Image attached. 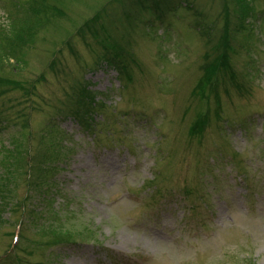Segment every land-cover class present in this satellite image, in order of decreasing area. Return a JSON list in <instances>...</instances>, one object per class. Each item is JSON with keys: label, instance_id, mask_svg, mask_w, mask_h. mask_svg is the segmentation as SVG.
<instances>
[{"label": "rangeland", "instance_id": "rangeland-1", "mask_svg": "<svg viewBox=\"0 0 264 264\" xmlns=\"http://www.w3.org/2000/svg\"><path fill=\"white\" fill-rule=\"evenodd\" d=\"M53 1L0 0V264H264V0Z\"/></svg>", "mask_w": 264, "mask_h": 264}, {"label": "trees", "instance_id": "trees-1", "mask_svg": "<svg viewBox=\"0 0 264 264\" xmlns=\"http://www.w3.org/2000/svg\"><path fill=\"white\" fill-rule=\"evenodd\" d=\"M118 1H121V0H112V2H118ZM37 2L39 3V4H41V5H45L46 7H49L52 11H54L53 9H55V5L53 4V0H37ZM157 2H158V0H129V4H130V6H133L135 9H137V11L138 12H140V13H143L144 12V10H146L145 8H146V5H148V3L152 6V5H154L155 4V6L157 5ZM152 3V4H151ZM54 5V6H53ZM225 12H226V10H225ZM101 18H103L102 16H98V17H96L94 20H97V19H101ZM242 19L243 20V17H239V18H237L236 17V19ZM244 21V20H243ZM242 21V22H243ZM88 24V23H87ZM239 27H241V28H239ZM242 27H243V25L242 24H240V26H239V23L237 24V27L233 30V32H234V34L233 35H236V33H237V31L240 29V31L242 30ZM100 29H105L104 27H100ZM224 31L226 32V34H224V36H225V38H221V39H223V41H222V45L220 44H218L217 45V47H216V49L218 48V47H220V48H218L217 50H216V52L218 53V55L220 54V55H222V59H220L219 61L221 62V64H226L227 63V61H229V59H228V55H227V51L228 50H230L229 48H231V46H230V41H229V43H228V35H229V33H230V29L229 28H227V27H225L224 26ZM218 58V57H217ZM119 58H117V60H118ZM219 59V58H218ZM113 65H115V62L113 63ZM116 66V65H115ZM215 68H216V66H215ZM215 68L213 69V71L215 70ZM210 70H212V64H210V66H208L207 67V72L209 71V72H211ZM199 96H200V99H199V102H197L198 104H199V106H201L202 105V100L203 99H205L206 98V100H207V106H206V111H205V113H203L201 110L200 111H197L196 112V115H197V119H196V121L195 122H192V125H191V127H190V129H189V135H192V136H195L199 141L201 140V138H202V135H203V132H204V130H205V128L209 125L208 123H210V109H209V100H208V96L207 97H205L204 96V93H201V94H199ZM78 103V104H77ZM76 104H77V107H78V110H77V112H73L72 114H75L77 117H88V115H91V113H92V107H93V105H91V101H89V102H87V101H85L84 103H81V102H79V101H77L76 102ZM216 111H218V110H216ZM214 112V117H215V119L216 120H218V121H220V119H221V117H220V114L219 113H217V112ZM80 119L79 121L80 122H84V119ZM83 120V121H82ZM87 123V122H86ZM48 132H49V127H48ZM60 146V143H56L55 145H54V147H53V149H52V153H51V161L52 160H54V158H56V153H59V152H63V150L61 151V150H58L57 151V149H58V147ZM45 153H47V151H46V148H45V151L43 152V155H45ZM62 155V154H61ZM49 161V160H48ZM52 170V173L53 172H55V169H51ZM51 170H49V171H51ZM54 174V173H53ZM47 175V174H46ZM55 175H56V173H55ZM40 176V175H39ZM41 177H45V176H40V178ZM48 177V176H47ZM46 178V177H45ZM43 184H45V186L47 187V189H51V191H52V188L54 189L53 191H52V197H54V198H56V196H60V193L58 192V189H57V184H55V180H51L50 182L48 181V182H45V183H43ZM41 202V201H40ZM41 205L43 204L42 202L40 203ZM35 205H36V203L33 205V207L31 208V212H33V209L35 208ZM34 212L36 213V210L34 209ZM33 214V213H32ZM36 214H38V213H36ZM22 219H24V222L25 221H29L30 222V220L26 217V215H24L23 217L21 216V218H20V222H21V220ZM31 219H33V217L31 218ZM19 222V223H20ZM9 236V235H8ZM22 237V236H21ZM21 237H18V240H17V242H16V244L15 245H17L16 247H14V249H16V252H18V251H20V247H19V244H20V242H21ZM51 244H52V242H51ZM50 245V244H49ZM46 246H48V245H46ZM17 256V257H16ZM16 256L15 257H8L9 259L8 260H10V262L12 263V264H23L22 262H21V260L19 259V257H18V254L16 253Z\"/></svg>", "mask_w": 264, "mask_h": 264}]
</instances>
